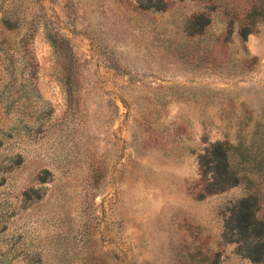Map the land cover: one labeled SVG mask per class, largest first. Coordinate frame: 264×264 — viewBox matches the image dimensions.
Masks as SVG:
<instances>
[{"label":"rangeland","instance_id":"374dc122","mask_svg":"<svg viewBox=\"0 0 264 264\" xmlns=\"http://www.w3.org/2000/svg\"><path fill=\"white\" fill-rule=\"evenodd\" d=\"M256 3L0 0V264H264L230 222L256 186L202 165L264 167Z\"/></svg>","mask_w":264,"mask_h":264},{"label":"trees","instance_id":"16d2710c","mask_svg":"<svg viewBox=\"0 0 264 264\" xmlns=\"http://www.w3.org/2000/svg\"><path fill=\"white\" fill-rule=\"evenodd\" d=\"M248 16L252 20L264 17V0L252 5ZM249 31L246 27L241 30L242 39ZM235 150L237 152H234ZM243 150L244 148L236 149L233 145L216 142L210 146L206 156L202 157V165L211 169V178L216 184L234 185L243 178L248 184L256 186L252 194L238 202L230 222L233 230L238 232L237 239L242 243L244 255L254 262H259L264 258V218L256 217V213L261 208L264 209L258 182L259 179H264V167L254 162L255 157H248ZM231 152L234 153V158Z\"/></svg>","mask_w":264,"mask_h":264}]
</instances>
